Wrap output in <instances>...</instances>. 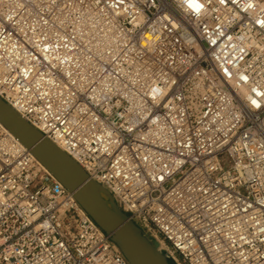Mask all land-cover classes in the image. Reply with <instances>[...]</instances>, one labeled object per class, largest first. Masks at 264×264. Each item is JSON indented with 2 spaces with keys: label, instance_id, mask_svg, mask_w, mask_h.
<instances>
[{
  "label": "built area",
  "instance_id": "obj_1",
  "mask_svg": "<svg viewBox=\"0 0 264 264\" xmlns=\"http://www.w3.org/2000/svg\"><path fill=\"white\" fill-rule=\"evenodd\" d=\"M0 98L170 264H264V0H0ZM0 264H129L1 124Z\"/></svg>",
  "mask_w": 264,
  "mask_h": 264
},
{
  "label": "water",
  "instance_id": "obj_2",
  "mask_svg": "<svg viewBox=\"0 0 264 264\" xmlns=\"http://www.w3.org/2000/svg\"><path fill=\"white\" fill-rule=\"evenodd\" d=\"M0 124L72 194L87 215L115 243L129 264H170L158 250L157 241L146 236L120 210L101 184L90 179L78 163L1 98Z\"/></svg>",
  "mask_w": 264,
  "mask_h": 264
}]
</instances>
